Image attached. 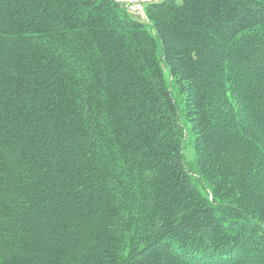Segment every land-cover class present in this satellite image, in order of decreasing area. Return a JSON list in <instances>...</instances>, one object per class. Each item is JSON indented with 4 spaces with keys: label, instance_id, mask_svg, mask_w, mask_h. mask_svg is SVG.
Returning <instances> with one entry per match:
<instances>
[{
    "label": "trees",
    "instance_id": "trees-1",
    "mask_svg": "<svg viewBox=\"0 0 264 264\" xmlns=\"http://www.w3.org/2000/svg\"><path fill=\"white\" fill-rule=\"evenodd\" d=\"M145 13L0 0V264H264V0Z\"/></svg>",
    "mask_w": 264,
    "mask_h": 264
},
{
    "label": "rangeland",
    "instance_id": "rangeland-1",
    "mask_svg": "<svg viewBox=\"0 0 264 264\" xmlns=\"http://www.w3.org/2000/svg\"><path fill=\"white\" fill-rule=\"evenodd\" d=\"M153 1L160 2V1H163V0H153ZM147 3L148 2H143L142 1V4L145 7H146ZM138 10H139V8H137V11ZM140 19L142 20L143 18H140ZM143 21H146V20L143 19ZM220 117H221L220 116V113H219L218 116L216 115V118L220 119ZM180 120H181V122L185 123L184 116H183V113L182 112H181ZM186 130L188 131V134L186 135L187 145L185 147V157H186L187 161L191 162V161H193L194 156H195V149H194V146H193V142L191 141L192 140V132L190 130V127L189 126H186ZM241 169L243 171V168L242 167H241ZM233 171H234V174L237 175L240 172V169H236L235 168V170H233ZM259 188H262V187H259ZM257 191L260 192L259 189H257ZM6 202L8 203V201H6ZM175 250H179V249L175 248ZM242 250H240V251H242ZM180 252L183 253V254H185V256L187 257V259H192V261H194V262H197V261H200L201 259H203V255H199L200 252H198L196 254H194L193 252L188 253L189 251H186V252L180 251Z\"/></svg>",
    "mask_w": 264,
    "mask_h": 264
},
{
    "label": "built area",
    "instance_id": "built-area-1",
    "mask_svg": "<svg viewBox=\"0 0 264 264\" xmlns=\"http://www.w3.org/2000/svg\"><path fill=\"white\" fill-rule=\"evenodd\" d=\"M132 1H135L136 2V4H132L131 5V10H132V12L133 13H135V14H138L139 16H143L142 15V7H141V5L139 4V2L140 1H147V0H132ZM137 8H139V10L137 11Z\"/></svg>",
    "mask_w": 264,
    "mask_h": 264
}]
</instances>
